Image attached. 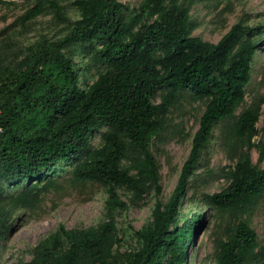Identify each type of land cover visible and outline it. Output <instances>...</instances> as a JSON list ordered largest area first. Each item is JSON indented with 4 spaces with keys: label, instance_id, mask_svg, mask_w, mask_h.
<instances>
[{
    "label": "trees",
    "instance_id": "trees-1",
    "mask_svg": "<svg viewBox=\"0 0 264 264\" xmlns=\"http://www.w3.org/2000/svg\"><path fill=\"white\" fill-rule=\"evenodd\" d=\"M76 2L81 17L66 39L102 41L92 60L106 67L88 81L64 50L66 39L44 41L23 72L14 79H0V190L2 179L19 186L54 162L86 150L69 180L75 185L104 186L107 218L89 227L60 224L37 243L31 263L188 264L189 245L204 223V214L195 210L180 220V206L220 121L231 159L236 161L228 174L229 184L203 193L200 199L214 206L217 215L229 212L236 219L216 238V264L258 262L264 247L258 249L257 231L244 214L249 216L264 193V165L254 163L250 152L256 145L264 154V123L257 127L264 93L245 101L258 45L248 34L249 27L236 23L213 42L190 32V8L177 1L147 0L144 9L150 8L156 17L138 26L134 20L130 27L119 0ZM183 90L206 101L190 153L171 196L165 201L158 198L151 219L136 230L139 246L121 252L119 260L114 215L116 208L129 204L118 188L130 191L133 203L150 189L157 195L162 192L151 143L166 129L167 115ZM159 92L161 99L155 102ZM102 126L107 127L102 144L90 148L91 133ZM41 190L33 183L0 198V229L8 228L5 216L11 207L32 206Z\"/></svg>",
    "mask_w": 264,
    "mask_h": 264
},
{
    "label": "rangeland",
    "instance_id": "rangeland-1",
    "mask_svg": "<svg viewBox=\"0 0 264 264\" xmlns=\"http://www.w3.org/2000/svg\"><path fill=\"white\" fill-rule=\"evenodd\" d=\"M77 0H0V79L16 78L33 62V54L39 51L44 41L65 40L69 37L76 21L81 17ZM126 15V27L134 20L136 26L156 17L150 8L144 9L147 0H119ZM188 5L189 28L193 35L217 42L234 24L249 27L248 34L258 42L252 63L251 78L245 86V101L264 93V0H165ZM134 26V27H136ZM247 34V35H248ZM67 40V39H66ZM102 41L82 43L68 39L64 50L78 62L79 70L86 80H94L106 63L95 64L94 51ZM85 70V72L82 71ZM86 81L81 80L84 84ZM160 93L154 98L160 101ZM206 101L195 97L189 90H183L181 98L167 115L166 129L153 137L151 149L159 161L162 177V192L157 195L150 189L146 196L130 200V191L118 188L121 197L129 204L115 210V224L119 243L115 253L120 259L121 252L139 246L136 232L151 219L154 204L158 198L167 200L178 181L182 165L188 157L199 120ZM245 105V104H243ZM242 106L236 113L242 110ZM229 120L227 123H231ZM264 123V104L257 121L260 129ZM222 122L213 129L207 147L203 150L199 165L185 192L180 206L182 220L185 214L202 210L204 223L198 226L188 249V264H216V238L228 223L236 218L227 212L217 215L214 206L207 205L200 198L203 193H212L226 187L230 180V168L236 158L231 159L228 145L222 135ZM106 126L95 129L89 138L90 148L100 146ZM260 133L255 136L257 142ZM254 163L263 166L264 154L260 148H250ZM86 150L67 160H58L43 169L39 176L15 185L14 180L2 179L0 198H9L35 183L42 188L39 199L29 207H17L5 216L8 228L0 229V264H32L37 243L54 232L60 224L66 227H89L107 218L108 193L97 183L75 185L69 178L74 165L83 160ZM127 160H124L126 163ZM48 182H53L49 184ZM10 200V199H9ZM250 224L257 231L258 249L264 247V193L249 214ZM262 254H264L262 252ZM264 255L253 264H264ZM115 264H124L117 262Z\"/></svg>",
    "mask_w": 264,
    "mask_h": 264
},
{
    "label": "built area",
    "instance_id": "built-area-1",
    "mask_svg": "<svg viewBox=\"0 0 264 264\" xmlns=\"http://www.w3.org/2000/svg\"><path fill=\"white\" fill-rule=\"evenodd\" d=\"M0 112H1V109H0ZM0 130H1V125H0Z\"/></svg>",
    "mask_w": 264,
    "mask_h": 264
}]
</instances>
